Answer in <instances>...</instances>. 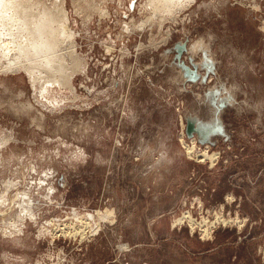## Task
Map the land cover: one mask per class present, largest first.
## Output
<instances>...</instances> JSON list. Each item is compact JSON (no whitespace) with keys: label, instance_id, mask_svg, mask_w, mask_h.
I'll use <instances>...</instances> for the list:
<instances>
[{"label":"rangeland","instance_id":"rangeland-1","mask_svg":"<svg viewBox=\"0 0 264 264\" xmlns=\"http://www.w3.org/2000/svg\"><path fill=\"white\" fill-rule=\"evenodd\" d=\"M63 1L85 62L64 107L36 104L25 72L0 74V264H264V0L160 19L146 0H92L105 15ZM201 120L220 128L202 139ZM95 210L100 230L69 234L73 211Z\"/></svg>","mask_w":264,"mask_h":264},{"label":"bare ground","instance_id":"bare-ground-1","mask_svg":"<svg viewBox=\"0 0 264 264\" xmlns=\"http://www.w3.org/2000/svg\"><path fill=\"white\" fill-rule=\"evenodd\" d=\"M191 1L193 2L194 0H146L145 4L147 7L152 8L151 15L160 19V17H164L165 15L173 16L172 9L179 8L183 4H187ZM85 3L87 5H92L94 2L92 0H86ZM94 5L95 10H98L100 14L108 13L107 10L103 8V6H99L98 3H94ZM74 8L76 11L77 8ZM176 14L178 15V13ZM151 15L149 17L146 16L145 19H147V17L148 19L151 18ZM143 19L140 20L137 25L134 24V27L131 22L124 21L122 23L124 25L123 28L127 31H130L131 28H139L145 21ZM73 28L71 26L68 9L63 0H48V2L45 0H0V74L22 71L25 72L30 80L32 90L31 97L33 101L40 105L44 110L50 112L61 108L65 103V97L59 95L61 90L67 88L68 91L75 93V87L72 84L73 77L77 72L85 71V62L83 58L76 53V44L74 40L76 31L74 30L75 28ZM27 104L30 103L28 102ZM22 106L24 107L25 105L22 104ZM31 106L32 104L29 105V108ZM205 126H208L209 129H211L213 125L209 122ZM9 141V135H3L0 137V152L2 151L1 148L8 144ZM193 145H187L186 150L188 148L190 152L193 151ZM77 153H79L78 156L83 155V151L81 149L77 150ZM197 154L202 156V158L213 159L215 153L209 154L206 148H204L202 152ZM32 167H34V165ZM47 176L48 174H46V177ZM12 178H6L7 181H4L6 185L4 187L5 189L9 190L13 187L14 179ZM44 179L41 180L42 183L44 182ZM49 190L52 191V188ZM5 191L6 190H4L3 194ZM4 195L1 194L0 203L5 199ZM30 197L28 196L27 190L23 192L20 204L24 206L26 214L32 216L33 211L30 208L32 206V199ZM85 215L86 216L73 211L75 222H73L72 226H68L70 228L67 229L70 235H80V238H82L90 233H94L101 228L99 227V221H103L104 219L106 220V213L99 210H95L93 213ZM182 215L183 216H180L177 219V222L183 223L185 220H188L190 223V232H192L194 230V220L192 216L189 212L186 215ZM216 216V219L213 221L220 218L218 215ZM61 228H63L62 232L66 233L64 230L65 227L63 226ZM56 230L58 229L56 228ZM209 233L208 229H204L205 235ZM52 235H54V233Z\"/></svg>","mask_w":264,"mask_h":264},{"label":"water","instance_id":"water-1","mask_svg":"<svg viewBox=\"0 0 264 264\" xmlns=\"http://www.w3.org/2000/svg\"><path fill=\"white\" fill-rule=\"evenodd\" d=\"M131 6H132V3H131ZM213 72V70L211 71V70H209L208 68H206V71H205V74H204V76H203V80L205 81L206 79H209V76H208V72ZM207 77V78H206ZM215 102H218V103H220V106H221V102L220 101H215ZM216 105V104H215ZM220 106H218V104L216 105V110L218 111V109L220 108ZM216 111V112H217ZM188 121V123H187V128H186V132L188 133V134H190L191 132H190V130H192L193 129V127H192V123H191V121H189V120H187ZM200 123L202 124V125H206V124H204L203 122H202V120L200 121ZM209 123V122H208ZM203 128V126L201 127V129ZM218 128H220V127H217V129H215V128H211V129H209V127H208V129L206 130L207 131V133L205 134V136L203 135V137H202V139H207V137L206 136H208L209 134H210V132L211 131H213V130H219ZM202 142V141H201ZM212 142V141H211Z\"/></svg>","mask_w":264,"mask_h":264},{"label":"crops","instance_id":"crops-1","mask_svg":"<svg viewBox=\"0 0 264 264\" xmlns=\"http://www.w3.org/2000/svg\"><path fill=\"white\" fill-rule=\"evenodd\" d=\"M209 72H210V71H209ZM209 72H208V73H209ZM212 73H213V74H215V71L213 70V72H212ZM209 79H210V76H209ZM209 79H208V80H209Z\"/></svg>","mask_w":264,"mask_h":264},{"label":"flooded vegetation","instance_id":"flooded-vegetation-1","mask_svg":"<svg viewBox=\"0 0 264 264\" xmlns=\"http://www.w3.org/2000/svg\"><path fill=\"white\" fill-rule=\"evenodd\" d=\"M213 128H216L217 129V126H213Z\"/></svg>","mask_w":264,"mask_h":264}]
</instances>
